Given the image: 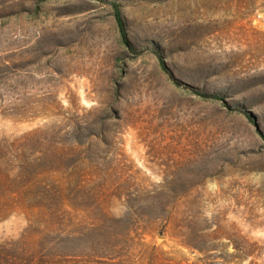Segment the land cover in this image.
<instances>
[{"label":"rangeland","instance_id":"rangeland-1","mask_svg":"<svg viewBox=\"0 0 264 264\" xmlns=\"http://www.w3.org/2000/svg\"><path fill=\"white\" fill-rule=\"evenodd\" d=\"M0 264H264V0H0Z\"/></svg>","mask_w":264,"mask_h":264},{"label":"trees","instance_id":"trees-1","mask_svg":"<svg viewBox=\"0 0 264 264\" xmlns=\"http://www.w3.org/2000/svg\"><path fill=\"white\" fill-rule=\"evenodd\" d=\"M114 18H115V21H116V24H117V28L119 30L122 42L127 47H130V49H131V45L129 44V42L127 40L126 33H125V30H124V25H123V22H122V19H121V16H120V13H119V9H118L117 5H114ZM206 97H208L210 99H213V100H220L217 95H208Z\"/></svg>","mask_w":264,"mask_h":264}]
</instances>
